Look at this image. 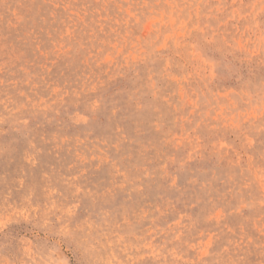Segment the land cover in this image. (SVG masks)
<instances>
[{
  "label": "rangeland",
  "instance_id": "rangeland-1",
  "mask_svg": "<svg viewBox=\"0 0 264 264\" xmlns=\"http://www.w3.org/2000/svg\"><path fill=\"white\" fill-rule=\"evenodd\" d=\"M0 264H264V0H0Z\"/></svg>",
  "mask_w": 264,
  "mask_h": 264
}]
</instances>
